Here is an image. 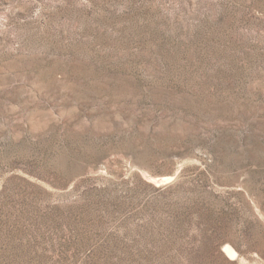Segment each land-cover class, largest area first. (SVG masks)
Returning <instances> with one entry per match:
<instances>
[{"label":"rangeland","instance_id":"374dc122","mask_svg":"<svg viewBox=\"0 0 264 264\" xmlns=\"http://www.w3.org/2000/svg\"><path fill=\"white\" fill-rule=\"evenodd\" d=\"M0 264H264V0H0Z\"/></svg>","mask_w":264,"mask_h":264}]
</instances>
